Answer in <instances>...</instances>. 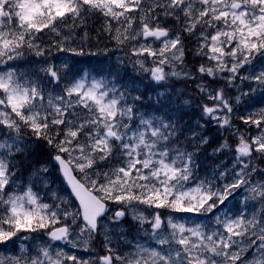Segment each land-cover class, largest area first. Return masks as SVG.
Instances as JSON below:
<instances>
[{
	"label": "snow or ice",
	"instance_id": "obj_1",
	"mask_svg": "<svg viewBox=\"0 0 264 264\" xmlns=\"http://www.w3.org/2000/svg\"><path fill=\"white\" fill-rule=\"evenodd\" d=\"M0 264H264V0H0Z\"/></svg>",
	"mask_w": 264,
	"mask_h": 264
},
{
	"label": "trees",
	"instance_id": "obj_2",
	"mask_svg": "<svg viewBox=\"0 0 264 264\" xmlns=\"http://www.w3.org/2000/svg\"><path fill=\"white\" fill-rule=\"evenodd\" d=\"M90 27H91L92 33L94 35L95 34V30L98 29L100 27V25L98 24V28H97V24L94 23V27H92L91 25H90Z\"/></svg>",
	"mask_w": 264,
	"mask_h": 264
}]
</instances>
